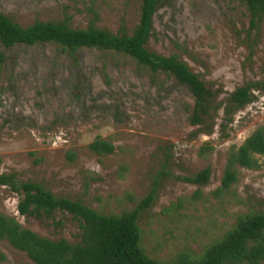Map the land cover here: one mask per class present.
I'll return each mask as SVG.
<instances>
[{
  "label": "rangeland",
  "instance_id": "obj_1",
  "mask_svg": "<svg viewBox=\"0 0 264 264\" xmlns=\"http://www.w3.org/2000/svg\"><path fill=\"white\" fill-rule=\"evenodd\" d=\"M93 2L96 19L86 11L90 0H0V13L21 27L67 18L71 28L93 23L113 34H131L140 0ZM248 21L236 1L162 0L146 48L177 55L218 90L221 102L245 83L264 81V20L256 31L249 30ZM0 55V174L36 181L55 197L103 214L132 211L155 190L137 225L143 252L159 264L184 251L198 255L237 216L264 212V167L238 168V181L229 191L211 194L220 186L227 151L263 124L264 94L253 92L255 99L235 114L226 136L218 127L211 136L197 135L189 123L193 99L188 89L128 57L83 48L74 63L51 44L0 45ZM98 136L113 144V154L96 156L88 150ZM205 143L212 150L199 156ZM205 168L211 170L206 184L178 180ZM18 200L0 187V212L41 237L80 241V223L72 216L23 217ZM0 264L33 263L0 241Z\"/></svg>",
  "mask_w": 264,
  "mask_h": 264
},
{
  "label": "trees",
  "instance_id": "obj_2",
  "mask_svg": "<svg viewBox=\"0 0 264 264\" xmlns=\"http://www.w3.org/2000/svg\"><path fill=\"white\" fill-rule=\"evenodd\" d=\"M162 0H140L139 18L131 34L122 30L116 34L89 23L84 29L71 28L68 19L57 22L35 21L21 27L0 13V45L10 49L16 45L51 44L76 63L80 49L113 52L128 57L152 74H165L190 92L189 123L197 127L196 134L211 136L215 128L226 136V128L235 114L255 99L253 92L264 94V81L249 82L237 87L224 101L217 100L218 90L209 87L201 77L177 55L162 56L146 48L152 35V20ZM243 5L248 14L249 30H257L264 20V0H231ZM92 19L97 18L94 2L86 8ZM4 56L0 55V65ZM1 74V70H0ZM222 114L221 118L219 114ZM220 118V122L218 120ZM96 156L114 153L113 144L96 137L88 144ZM212 150L208 143L199 149V156ZM72 153L69 158L72 160ZM264 167V122L240 146L227 151L220 186L211 194L219 197L238 181V168L258 171ZM211 170L205 168L194 176L178 180L203 185ZM0 187L19 197L17 212L23 217L51 219L55 212L66 213L80 223L81 236L76 244L65 239L51 240L24 228L14 216L0 212V241L23 252L33 264H159L149 258L140 246L141 232L137 225L142 210L150 207L155 190L138 207L120 215L99 213L80 201L55 197L41 183L22 181L15 173H1ZM197 196V195H196ZM2 258V257H1ZM264 263V212H248L236 217L234 224L219 239L198 254L184 251L169 264H262Z\"/></svg>",
  "mask_w": 264,
  "mask_h": 264
}]
</instances>
